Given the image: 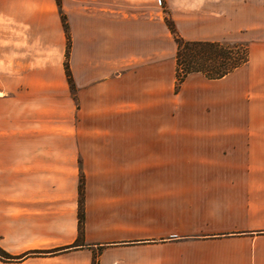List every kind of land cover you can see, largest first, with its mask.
Segmentation results:
<instances>
[{
  "label": "crops",
  "instance_id": "crops-1",
  "mask_svg": "<svg viewBox=\"0 0 264 264\" xmlns=\"http://www.w3.org/2000/svg\"><path fill=\"white\" fill-rule=\"evenodd\" d=\"M113 1L0 0L36 75L0 112V264H264V0H164L183 40L247 44L177 88L156 3Z\"/></svg>",
  "mask_w": 264,
  "mask_h": 264
},
{
  "label": "rangeland",
  "instance_id": "rangeland-1",
  "mask_svg": "<svg viewBox=\"0 0 264 264\" xmlns=\"http://www.w3.org/2000/svg\"><path fill=\"white\" fill-rule=\"evenodd\" d=\"M57 1L59 4L60 0ZM114 1L116 3L123 2V0H114ZM124 1L125 4L127 5V0ZM110 2H112V0H110ZM152 2L156 3L158 21L161 20V18H163V20L165 19L166 24L169 27L168 22L170 20L166 18L167 10L165 8L164 0H152ZM134 8H138V6ZM10 13L11 12L0 11V112L5 110H15V106H16L15 98L19 96L21 93H24V88L28 87L27 82L29 81L31 84L36 83V75L28 73V70L30 69V59L32 60V51H30V49H33L32 43L28 42L27 40L22 42L23 39L26 38L24 27H21V25H19L18 22L12 21L10 19L11 17ZM12 13L18 14V12H12ZM141 13H144V11H142ZM61 19L63 22L64 31L67 38L66 53H65L66 57L64 58V69L66 73V65L68 67L67 52L69 46V32L67 26V19L62 10H61ZM174 39H175V34H174ZM39 76L44 78L45 75H39ZM66 79L68 83H70L71 76L70 78H68L67 73H66ZM183 188H184L183 190H185L186 188L189 187L187 185H183ZM181 190H182V185L174 184V194L180 193ZM78 192H79V196H78V212H79L80 210L79 200L80 197H82V201H83V194H84V179L82 173L79 176ZM78 229H79V233H81L82 224L80 225L79 221H78ZM0 252L4 254L3 249L1 248H0Z\"/></svg>",
  "mask_w": 264,
  "mask_h": 264
},
{
  "label": "trees",
  "instance_id": "trees-1",
  "mask_svg": "<svg viewBox=\"0 0 264 264\" xmlns=\"http://www.w3.org/2000/svg\"><path fill=\"white\" fill-rule=\"evenodd\" d=\"M169 22L168 25L175 34L177 43L175 54L176 88L189 73L201 72L209 78L220 77L247 60V44L245 42L183 40L176 34L172 22ZM66 73L70 78L67 65ZM79 205L78 221L81 225L83 222L82 197H80ZM3 252L4 254L0 252V255L12 257L8 252L4 250Z\"/></svg>",
  "mask_w": 264,
  "mask_h": 264
}]
</instances>
